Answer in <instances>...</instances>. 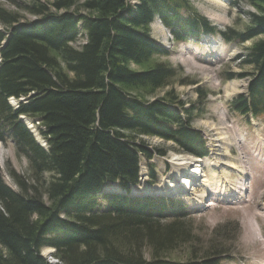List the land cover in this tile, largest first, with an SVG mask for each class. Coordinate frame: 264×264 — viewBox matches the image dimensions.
<instances>
[{
    "label": "trees",
    "instance_id": "1",
    "mask_svg": "<svg viewBox=\"0 0 264 264\" xmlns=\"http://www.w3.org/2000/svg\"><path fill=\"white\" fill-rule=\"evenodd\" d=\"M135 1H35L22 8L33 22L0 5V142L11 141L27 159L35 184L12 173L17 192L0 172V264H51L45 248L60 264H220L221 251L201 263L174 260L194 236L187 207L129 195L140 184L141 156L153 155L127 134L208 157L203 135L191 128L193 109L173 91L150 100L177 75L155 61L169 53L151 24L158 18L180 43L210 34L245 44L264 37V0H241L256 10L242 33L218 31L188 0ZM82 31L87 43L77 49ZM244 65L253 69L248 92L230 106L250 123L264 117V39L248 49ZM22 117L39 121L45 147ZM112 185L126 193L107 192Z\"/></svg>",
    "mask_w": 264,
    "mask_h": 264
},
{
    "label": "rangeland",
    "instance_id": "2",
    "mask_svg": "<svg viewBox=\"0 0 264 264\" xmlns=\"http://www.w3.org/2000/svg\"><path fill=\"white\" fill-rule=\"evenodd\" d=\"M35 1L50 5L55 0H13L2 1L0 5L18 13L24 21L33 22L38 18L22 8ZM188 1L200 16L223 32H244L250 25L249 14L256 13L241 0ZM128 3L135 5L137 2L128 0ZM183 13L190 15L185 10ZM3 29L0 23V31ZM150 29L155 41L169 53L165 57H155V61L177 71L168 88L150 100L163 98L167 91H173L187 109H193L191 128L203 135L209 151V156L200 160L180 152L173 142L127 134L135 144L145 146L153 155L152 160L141 156L140 185L155 186L166 181L176 171L171 162L173 156H189L193 162H204L205 177L197 178L194 191L173 197L186 205V225L192 228L194 236L172 257L181 263L190 260L201 263L221 251L225 254L220 264H264V117H251L248 123L230 106L234 98L248 92L253 69L244 65L245 56L248 49L264 37L239 44L235 39L227 42L220 35L201 34L198 39L180 43L158 18ZM86 43V34L82 31L73 47L81 49ZM35 129L38 131L36 126ZM37 134L43 140L40 133ZM211 164L216 165L211 167ZM230 165L235 169L229 168ZM0 172L4 182L17 192L20 188L12 173L27 185H35L27 159L17 154L11 141L0 142ZM152 175L155 183H152ZM41 186L40 182L38 187ZM152 192L155 193L149 191ZM146 255L150 257L148 250ZM42 256L51 264H60L54 258L53 249H43Z\"/></svg>",
    "mask_w": 264,
    "mask_h": 264
},
{
    "label": "bare ground",
    "instance_id": "3",
    "mask_svg": "<svg viewBox=\"0 0 264 264\" xmlns=\"http://www.w3.org/2000/svg\"><path fill=\"white\" fill-rule=\"evenodd\" d=\"M10 102H14V103L16 102V104H15L16 107H17V104L19 103V101H17L16 99H11ZM21 119H22V121H24V123H26V125H28V127L30 128V130L32 131L34 136L36 137L37 141L39 143H41L42 146H46V144H45L46 141L39 139V135L37 134L38 131L35 129V125H32L33 121L29 118H26V117H22ZM220 140L226 141L225 138H221ZM215 147H219V146L216 145ZM196 158H198V157H196ZM199 159L201 160L202 158H199ZM194 161L195 162H193V160L189 156H187V157L180 156V155L173 156V159L171 160V162L174 163V165L176 166V171H174L167 178L166 181H163L160 184L155 185V186L152 184H143V185L139 184L137 186L132 187L131 192L134 194V196L137 194L138 195L139 194L149 195V196H154V197L157 195H160V196H164V197H168V198H170L171 196H176L178 194H182V193H184V194L188 193V192L191 193V191H194L193 187H194L195 182L198 180L197 178L201 179V178L205 177L203 170H202V168L204 167V165H203L204 162L201 161V163H200L199 160H197V161L194 160ZM215 165L216 164H211V167H215ZM221 165L226 166V164H221ZM228 167L235 169V168H233L232 165H230ZM183 178H187L188 180L183 179ZM109 189H110V191L120 190V188L117 186H112ZM149 191H155V193H153V192L149 193ZM123 193H126V192L123 191Z\"/></svg>",
    "mask_w": 264,
    "mask_h": 264
},
{
    "label": "water",
    "instance_id": "4",
    "mask_svg": "<svg viewBox=\"0 0 264 264\" xmlns=\"http://www.w3.org/2000/svg\"><path fill=\"white\" fill-rule=\"evenodd\" d=\"M5 44H6V42H5V43H3V46H5Z\"/></svg>",
    "mask_w": 264,
    "mask_h": 264
}]
</instances>
